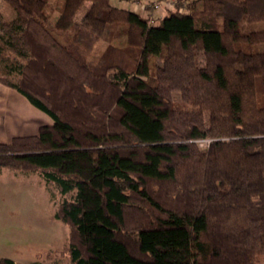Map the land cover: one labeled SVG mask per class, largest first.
I'll return each instance as SVG.
<instances>
[{
    "label": "trees",
    "instance_id": "16d2710c",
    "mask_svg": "<svg viewBox=\"0 0 264 264\" xmlns=\"http://www.w3.org/2000/svg\"><path fill=\"white\" fill-rule=\"evenodd\" d=\"M131 1L0 0V85L52 121L0 172L59 189L69 264H264V0Z\"/></svg>",
    "mask_w": 264,
    "mask_h": 264
},
{
    "label": "rangeland",
    "instance_id": "374dc122",
    "mask_svg": "<svg viewBox=\"0 0 264 264\" xmlns=\"http://www.w3.org/2000/svg\"><path fill=\"white\" fill-rule=\"evenodd\" d=\"M56 0H50L53 7ZM122 8L126 4L113 2ZM88 4L79 12L84 13ZM5 17L9 16L0 3ZM53 14L50 24H54L58 15ZM106 44L99 42L90 56L88 63L94 65L102 54ZM264 50V48H261ZM225 104V103H224ZM37 134V133H36ZM59 189L53 184H46L38 176L29 177L9 170L0 172V257L19 259L23 254L32 257L41 264L47 254L56 256L68 244V228L53 218L55 206L62 200ZM68 198V196H66ZM51 250V251H52ZM49 252V253H48Z\"/></svg>",
    "mask_w": 264,
    "mask_h": 264
},
{
    "label": "crops",
    "instance_id": "0c3cea01",
    "mask_svg": "<svg viewBox=\"0 0 264 264\" xmlns=\"http://www.w3.org/2000/svg\"><path fill=\"white\" fill-rule=\"evenodd\" d=\"M140 1L143 4L145 0ZM120 3L126 4L127 9H133L132 2ZM145 10L138 8L136 12L146 15ZM51 124V119L29 104L23 96L0 85V143H7L13 137L33 136L38 132L40 127ZM66 246L67 242L63 250ZM51 250L52 249H49L50 252H57L55 254L56 256L47 254V257L44 258L45 261L41 264H69L68 260L60 255L59 250ZM21 255L19 259H9H11L14 264H38L35 262V257L33 260L32 257L28 258L23 254Z\"/></svg>",
    "mask_w": 264,
    "mask_h": 264
},
{
    "label": "built area",
    "instance_id": "2783aa9c",
    "mask_svg": "<svg viewBox=\"0 0 264 264\" xmlns=\"http://www.w3.org/2000/svg\"><path fill=\"white\" fill-rule=\"evenodd\" d=\"M133 11H136L138 8L149 11V24H154V15H162L166 10L173 8L174 0H145L142 4L140 0H132ZM198 147L200 150H204L208 147L209 141H198Z\"/></svg>",
    "mask_w": 264,
    "mask_h": 264
}]
</instances>
